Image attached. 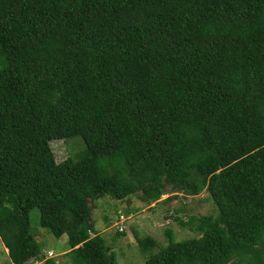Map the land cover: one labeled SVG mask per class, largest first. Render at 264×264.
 Here are the masks:
<instances>
[{
  "label": "trees",
  "instance_id": "1",
  "mask_svg": "<svg viewBox=\"0 0 264 264\" xmlns=\"http://www.w3.org/2000/svg\"><path fill=\"white\" fill-rule=\"evenodd\" d=\"M0 46L12 264H118L89 200L151 204L167 185L218 214L176 218L200 236L168 230L146 264H264V0H0ZM74 136L86 150L58 162L51 142ZM34 208L66 260L43 253Z\"/></svg>",
  "mask_w": 264,
  "mask_h": 264
},
{
  "label": "rangeland",
  "instance_id": "2",
  "mask_svg": "<svg viewBox=\"0 0 264 264\" xmlns=\"http://www.w3.org/2000/svg\"><path fill=\"white\" fill-rule=\"evenodd\" d=\"M5 59L0 46V66L5 63ZM51 146L58 162L70 157L77 159L86 150V144L80 136L54 140ZM89 204L96 232L115 253L118 264H146L148 257L168 246V230L172 231L176 242L200 236L196 231L183 228L176 218L187 221L191 215L218 214L207 192L204 191L198 196H187L171 185H167L158 202L151 204L146 202L142 193L123 201L105 196L98 200H89ZM30 220L32 234L46 257L56 258L61 262L66 260L64 254L69 250L68 236L56 238L41 227L38 208L30 212ZM120 227H125L123 232L118 230ZM147 237L157 243L154 250L140 247L139 240ZM0 264H12L1 239Z\"/></svg>",
  "mask_w": 264,
  "mask_h": 264
},
{
  "label": "built area",
  "instance_id": "3",
  "mask_svg": "<svg viewBox=\"0 0 264 264\" xmlns=\"http://www.w3.org/2000/svg\"><path fill=\"white\" fill-rule=\"evenodd\" d=\"M124 228H125V227H120L118 230H119L120 232H123V231H124Z\"/></svg>",
  "mask_w": 264,
  "mask_h": 264
}]
</instances>
